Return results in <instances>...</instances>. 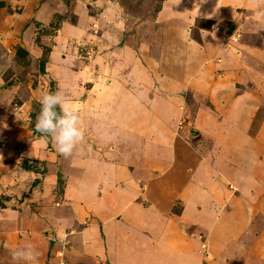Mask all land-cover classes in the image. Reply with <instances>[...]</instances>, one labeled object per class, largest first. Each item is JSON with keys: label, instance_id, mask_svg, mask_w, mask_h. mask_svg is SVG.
I'll use <instances>...</instances> for the list:
<instances>
[{"label": "crops", "instance_id": "crops-1", "mask_svg": "<svg viewBox=\"0 0 264 264\" xmlns=\"http://www.w3.org/2000/svg\"><path fill=\"white\" fill-rule=\"evenodd\" d=\"M213 1L162 0L147 22L119 0L16 1L24 6L23 15L30 12L29 19L40 23L56 13L65 19L71 6L67 14L83 42L94 44L96 67L78 89L70 75L68 84H61L60 91L79 106L84 129L73 154H58L53 142L45 150L44 139L33 143L36 148L26 144L16 151L3 139L7 134L16 139L17 126L25 122L10 112L19 113L31 97L11 103L24 81L15 78L13 84V76L6 80L4 73L23 69L16 55L0 54V82H7L0 88L1 264H25L11 255L24 243L39 253L32 264H56L61 252L69 264H264V242L243 248L232 228L234 220L245 225L251 215L248 192L231 198L207 167L217 161L208 163L202 153L208 142L211 151L220 146L219 137L230 136L234 142L223 151L225 164L237 160L239 175L246 182L255 175V190H264L259 184L264 175L251 170L255 162L264 172V117L250 133L264 105V22L249 15L245 34L254 38L251 43L224 39L221 24L192 35L197 18L227 22L228 32L246 25L225 10L234 0H217L209 8ZM173 6L178 13L168 9ZM73 25L65 22L64 29ZM53 54L46 68L54 64ZM53 70L58 77L61 71ZM186 114H192L190 126L177 133ZM191 132L198 138L190 139ZM36 158L51 165L41 171L34 167ZM216 204L222 216L211 226L201 209ZM200 222L208 235L205 249L194 233L183 231L190 225L189 231H198L194 224Z\"/></svg>", "mask_w": 264, "mask_h": 264}, {"label": "rangeland", "instance_id": "rangeland-1", "mask_svg": "<svg viewBox=\"0 0 264 264\" xmlns=\"http://www.w3.org/2000/svg\"><path fill=\"white\" fill-rule=\"evenodd\" d=\"M16 1L17 0H11V2H7L6 0H0V54L16 55V61L19 59L18 62L20 63V68L23 69V71H18L17 75H15L13 72L4 73L6 80L10 79L13 76V78L11 79V82L13 84L15 78L23 79L24 81L18 83L22 84V87L18 88V91L15 92L16 96L11 103H15L14 101L18 102V99L28 100V98L31 97L29 98L30 103L27 102L21 105L19 113H17V111L10 112L9 105L8 103L6 104L7 109H5V111L7 114L8 112H10L11 115L15 117V120H19V122H25L21 123L20 126H17L19 135H16V139H14V136L11 137V135L9 134H7V136L10 137L9 139H3V142L5 141L7 145L15 148L14 150L16 151H19L22 150V148L25 147L26 144H28L29 148H36L37 146L35 144H37V139H44L43 135L41 133H37L34 128L36 117L38 116L41 107L38 102L41 93L45 90H60L62 83V85L68 84V81H70L68 77L70 76L71 79H73L72 82L75 88L78 89L79 87H81L83 82H88L85 81V79H90L91 74H93V68L96 66L92 60V57L95 56L94 44L87 45L83 42L84 40H82L80 29L73 25V23H75L73 22L74 17H72L71 13H69V15L67 14L68 12H70L71 6H69L66 11L67 17L65 19L63 17H60L58 15L59 13H56L50 18L48 22L46 21L44 23H40V21L38 22L33 18L31 20L29 19L30 12L23 15L22 8H24V6L22 5V3H16ZM119 1L127 12L132 13L137 17V19H143L145 22L150 21L154 17L155 13L160 9V4L162 2V0ZM229 1L230 0H226V3ZM216 3L217 0H214L208 5L209 8H215ZM168 9H172L171 11H173L175 14L178 13V11H176L175 9V6H173L172 8L169 7ZM225 10L232 13V18H242L243 23H245L246 25L243 26L242 29L238 28L236 30H232L233 32H228L227 25L225 26V23L227 22L214 23V21L210 22L207 19L197 18L193 20L194 26L192 28V35L198 34L200 28L217 30L216 27L221 24L224 25V39L228 38V35H226L227 33L230 34V39H228L230 40V42H233V38H236L234 41H242L243 43L244 41H246L248 43H251L254 38L250 39L247 34H245L247 33V30L249 31V27H247V25L251 22L249 21V15L256 14V17H259L258 21L264 22V0H234L228 3V7ZM256 11L258 12V14L255 13ZM174 13H172L171 15H173ZM64 21L66 23L69 22L73 25L72 30L66 28L64 29ZM139 25H145L146 27V23ZM176 25H178V21ZM2 41L4 42L5 46H2ZM86 50L89 51L90 56L86 55ZM51 51H54V58H52V63L54 64H51L49 65V68H46L47 62L51 61L49 57ZM36 54L38 56H36ZM55 67H57L59 71H61L58 72V77L56 76V71L53 70ZM6 83L4 84V81H1L0 88L2 89L3 87H6ZM68 91L69 93L71 92L70 90ZM64 94L68 95V92L65 91ZM3 96L5 98H8L9 93H5L3 94ZM76 96L74 98L75 100L77 99ZM191 108L193 107L189 106L188 110ZM191 116L192 114H186V116H183V118H181L177 122V125L175 127L177 133L179 128L190 126V122L192 121ZM263 117L264 105L260 107L256 116L254 117V120L250 127V133H253L255 131L258 123ZM196 133L197 132L192 133V136H189V138L194 140L197 139L198 136L196 138H193L194 134ZM219 141L220 146H216V148L211 151H208L209 147H211V142H208L205 146L208 147V149H206V151H203L202 153L208 156V163L215 162V160L217 161L215 167H212L210 165H208L207 167H209V172L212 171V173H215V176L221 178L224 184L223 190L226 191L227 194L229 193L231 198L239 195V193L243 191L248 192V201L246 203L252 206L249 210L251 215L247 216L245 225H243V222L241 221L239 222L234 220L232 228H236L237 232L239 231V240H243L242 243L243 245H245L243 248L246 247L247 249H250L248 246L257 245L256 240H262L264 242V198L261 199V196L264 197V190L260 191L259 189L255 190L254 188L255 186H257V183L254 181V177L256 178L254 174L259 173L261 175H264V172H262V168H259L258 164L254 162L251 166V170L254 175H252L253 178L251 179L253 180V182H246L242 175H239L241 169L240 167H237V160L234 161L232 158V161L230 162L232 163V166L226 165L224 162L223 151L224 149H226L228 153V146L229 144H232L234 142L233 139L230 136H227L225 139L223 138V136H221L219 137ZM47 142L48 144L44 149L49 151V149L51 148L52 140L49 138ZM209 154L211 157H209ZM260 158L262 157L257 156V160H260ZM262 159L264 161V152ZM35 161L37 162H35L36 164L34 167L38 168L41 171L46 169L48 165H51V162L47 161V159L45 158H36ZM38 164L39 167L37 166ZM232 175L235 176L231 179H228ZM259 184H263L264 186V182ZM55 190L58 191L59 187H57ZM223 202L225 204L224 200ZM176 206H178L179 209L180 203H178ZM201 210L204 214L202 219L205 221L207 220V218L210 219V221L213 223L211 224V226H214L217 222H220V218L222 215L219 205L216 204L211 206V209L208 211H206L204 207ZM225 223L230 222L226 220ZM202 225H204V223L202 222L194 224L195 227H199L198 231H189V229H191V225L189 227L183 225L186 229L183 231L194 233V235L197 236L198 240L202 241L201 248L205 249V246L208 245L206 243L208 235L206 234V231L203 229ZM67 241L68 240L65 239L62 241V243L67 244ZM253 241H255V243H253ZM218 242H220V240H218ZM59 258L65 259L62 252L60 255H57L56 262L60 261ZM245 263L256 264V262H243L242 264ZM222 264L225 263L223 262Z\"/></svg>", "mask_w": 264, "mask_h": 264}, {"label": "clouds", "instance_id": "clouds-1", "mask_svg": "<svg viewBox=\"0 0 264 264\" xmlns=\"http://www.w3.org/2000/svg\"><path fill=\"white\" fill-rule=\"evenodd\" d=\"M38 102L41 107L36 117L35 131L43 134L45 141L50 138L58 154L71 156L84 138L79 106L60 90L43 91ZM11 255L14 260L32 264L39 253L30 243H24L13 249Z\"/></svg>", "mask_w": 264, "mask_h": 264}, {"label": "built area", "instance_id": "built-area-1", "mask_svg": "<svg viewBox=\"0 0 264 264\" xmlns=\"http://www.w3.org/2000/svg\"><path fill=\"white\" fill-rule=\"evenodd\" d=\"M218 28V26H217ZM236 38H233V40H235ZM86 55L90 56V53L88 50H86ZM58 264H68L66 261H64L63 259H60V261L58 262Z\"/></svg>", "mask_w": 264, "mask_h": 264}, {"label": "water", "instance_id": "water-1", "mask_svg": "<svg viewBox=\"0 0 264 264\" xmlns=\"http://www.w3.org/2000/svg\"><path fill=\"white\" fill-rule=\"evenodd\" d=\"M232 27V25L231 26H229V29Z\"/></svg>", "mask_w": 264, "mask_h": 264}, {"label": "trees", "instance_id": "trees-1", "mask_svg": "<svg viewBox=\"0 0 264 264\" xmlns=\"http://www.w3.org/2000/svg\"><path fill=\"white\" fill-rule=\"evenodd\" d=\"M42 63V62H41ZM43 135V134H42Z\"/></svg>", "mask_w": 264, "mask_h": 264}]
</instances>
